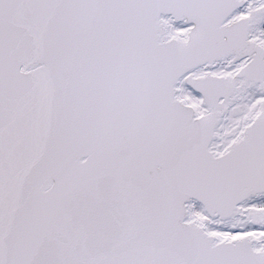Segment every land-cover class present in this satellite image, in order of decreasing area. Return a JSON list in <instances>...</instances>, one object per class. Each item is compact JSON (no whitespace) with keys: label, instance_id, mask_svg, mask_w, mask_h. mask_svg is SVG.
Segmentation results:
<instances>
[{"label":"snow or ice","instance_id":"1","mask_svg":"<svg viewBox=\"0 0 264 264\" xmlns=\"http://www.w3.org/2000/svg\"><path fill=\"white\" fill-rule=\"evenodd\" d=\"M0 264H264V0H0Z\"/></svg>","mask_w":264,"mask_h":264}]
</instances>
